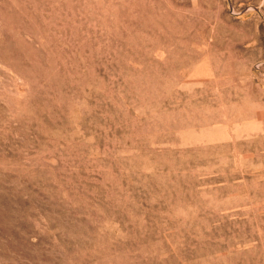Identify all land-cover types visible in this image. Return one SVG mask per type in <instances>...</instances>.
Masks as SVG:
<instances>
[{
	"label": "rangeland",
	"instance_id": "374dc122",
	"mask_svg": "<svg viewBox=\"0 0 264 264\" xmlns=\"http://www.w3.org/2000/svg\"><path fill=\"white\" fill-rule=\"evenodd\" d=\"M0 264H264V0H0Z\"/></svg>",
	"mask_w": 264,
	"mask_h": 264
}]
</instances>
